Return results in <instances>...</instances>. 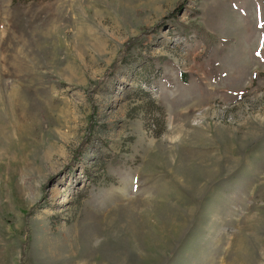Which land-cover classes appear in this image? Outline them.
<instances>
[{
  "label": "rangeland",
  "instance_id": "obj_1",
  "mask_svg": "<svg viewBox=\"0 0 264 264\" xmlns=\"http://www.w3.org/2000/svg\"><path fill=\"white\" fill-rule=\"evenodd\" d=\"M0 264H264V0H0Z\"/></svg>",
  "mask_w": 264,
  "mask_h": 264
},
{
  "label": "trees",
  "instance_id": "obj_2",
  "mask_svg": "<svg viewBox=\"0 0 264 264\" xmlns=\"http://www.w3.org/2000/svg\"><path fill=\"white\" fill-rule=\"evenodd\" d=\"M148 31H152V28L148 29ZM130 41H132V43H136V42L139 41V38H133V39H131ZM130 41H129V42H130ZM116 62H117V61H116ZM116 62H115V64H116ZM24 213H26V212H24Z\"/></svg>",
  "mask_w": 264,
  "mask_h": 264
}]
</instances>
